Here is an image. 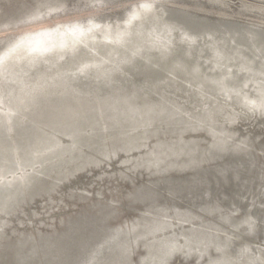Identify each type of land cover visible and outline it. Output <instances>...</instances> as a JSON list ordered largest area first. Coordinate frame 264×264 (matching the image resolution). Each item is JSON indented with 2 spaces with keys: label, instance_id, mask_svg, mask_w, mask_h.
Here are the masks:
<instances>
[{
  "label": "rangeland",
  "instance_id": "obj_1",
  "mask_svg": "<svg viewBox=\"0 0 264 264\" xmlns=\"http://www.w3.org/2000/svg\"><path fill=\"white\" fill-rule=\"evenodd\" d=\"M47 1L0 0V162L10 153L12 164L11 169L0 165V190H6L0 196V228L7 224L9 227L4 231L0 229V236L4 237L11 250L18 249L21 255H26L30 250L27 243L29 233L49 232L46 231L47 225L54 222V217L55 221L65 219L67 225L56 241L48 242L50 239L46 238V244L48 242L49 245L32 261L39 253L36 251L29 262L43 261L50 256L70 264L81 250L99 241L106 231L129 226L142 213L158 216L168 223V227L155 237H177L183 230H196L202 225L228 228L227 224L221 222L222 218L229 219L231 223L243 220L248 215L246 211L239 212L227 208V205L238 194L245 199L256 197L260 191L264 194L263 115L226 104L223 108L229 110L234 106L233 111L237 115L230 122L222 123L209 112L194 113L192 110L187 116L181 110L184 103L177 96L171 95V101L168 98L159 101L151 99L153 96L159 97L157 94H161L160 91L165 92L162 87L156 89L160 86L158 78L144 83L136 79L140 76H134L130 79L134 84H129L128 88L118 80H111L108 87L97 88L88 83L85 85L78 79L80 76L90 77L92 73H101L103 77L114 75L115 72V75H121L124 71L120 66H125L124 69L129 73L128 61L108 65L96 62L85 66H69L67 57L57 55L50 62H39L24 68L13 46L41 39L48 42L62 41L75 34L83 40H101L109 35H120L127 32L134 22L142 20V12L147 13L149 18L162 14L161 26L176 32L181 38L211 34L212 29L209 27L218 25L224 30L237 26L247 34H242L241 38L249 40L253 38L252 33L264 31V0H167L165 4L161 1L151 3L152 7L147 11L136 9L131 17H128L132 9L129 5L137 0H111L103 3L99 2L101 0H50L57 6L50 10H40ZM64 11L68 12L24 23L51 12ZM101 13L111 15L94 17ZM89 17L95 19L81 20ZM67 21L77 22L62 23ZM164 22L167 25L163 26ZM168 23L173 26L169 27ZM18 24L21 25L14 28ZM42 27L46 28L34 31ZM205 30V34L198 33ZM140 51L146 55L145 50ZM154 63L160 66L159 59H155ZM99 65L101 69H94L93 66ZM65 79L71 84L64 82ZM195 80L192 85L197 88L203 86L210 92H216L210 84ZM114 82H119V86H113ZM92 85L96 86L94 83ZM151 87L158 90V93H148ZM146 94L153 96L147 97ZM191 97L194 95L191 94ZM102 107H109L107 115H102L100 119L107 126L103 131L98 122ZM217 117L222 118V114ZM254 119L260 120L255 123ZM171 125L182 130L184 127L201 128L206 125V130L214 135L210 134L212 140L205 143L207 134L198 131L200 134L186 135V138L198 136L199 141L188 140L184 139L183 134L173 135ZM95 128L98 130L95 131ZM139 129L145 130L141 136L149 132L148 136L154 135L155 139L148 141L147 138V142L139 139L140 133L136 135ZM153 129H158L157 133H153ZM89 130H92V134L90 132L86 135ZM114 130L118 135L112 133ZM28 136L33 138L36 148L29 155L38 156L40 161L23 165L18 143ZM102 136L108 137L105 149H101L98 143ZM215 139L226 142L230 140L233 149L227 152H221L220 149L209 151L208 146ZM116 140L118 143H115ZM253 144V150H260V155L254 158L249 156ZM74 147H87L89 153L87 156L82 155L81 151H74ZM193 147L199 149L200 153L187 165L185 161L190 157L180 159L178 155L183 148ZM238 148L243 151L241 155L235 152ZM63 153H66L65 156H77L84 162L78 170L86 165L88 169L74 177L73 172L68 175L67 172L55 174L50 171L46 174L45 185L27 190V184L38 171L47 165L56 164L62 159ZM114 154L117 156L110 159L107 165H93L90 168L97 159L111 158ZM168 161H174V167H170L172 170L165 174L163 171L169 170L166 168ZM173 170L176 171L174 174ZM69 176H72L71 179ZM62 179H65L64 183L55 190ZM14 187L23 192L18 202L26 204L16 209V201L7 210L12 201L10 190ZM153 187L158 189L152 191ZM90 192L93 197L89 202L93 204L99 201L102 206L94 209L91 207L93 205L87 204L83 195ZM38 196L42 198L34 201ZM115 197L120 200V216L116 219L108 207ZM262 197L253 198L247 203L249 212L254 210L264 216ZM72 201L80 204L71 205ZM127 202H133L145 211L136 213V208L127 206ZM2 210H6L5 213ZM169 219L173 222L169 223ZM174 220L185 223L175 224ZM241 241L247 245L246 251L250 255H259L264 260V236H242ZM19 244H22L20 248ZM141 246L136 245L133 250V264H138V258L143 253ZM196 263L194 258L185 259L177 255L168 264Z\"/></svg>",
  "mask_w": 264,
  "mask_h": 264
},
{
  "label": "bare ground",
  "instance_id": "obj_2",
  "mask_svg": "<svg viewBox=\"0 0 264 264\" xmlns=\"http://www.w3.org/2000/svg\"><path fill=\"white\" fill-rule=\"evenodd\" d=\"M110 1L111 0H101L99 2L103 3ZM160 1L163 4L168 2L167 0H148L150 4ZM137 2L142 3L144 0H137L129 5L132 9L128 17H131L136 13V9H138L136 7ZM56 6V3L48 0L40 10H50ZM195 8L198 9V7H193V9ZM66 12L68 11L51 12L24 23L39 21L46 17ZM146 14L147 13L142 12L140 14L143 16L142 20L134 22L127 32L120 35H109L101 40H83L79 35L75 34L62 41L48 42L41 39L31 43L15 44L13 48L17 51L19 59L22 61V67L24 68H30L39 62H50L57 55L67 57L69 66L75 64L85 66L89 63L96 62L108 65L117 61H128L130 62L129 73L126 72L127 69H124L125 66H120L124 71L121 75H115L117 73L115 72L114 75L103 77L101 73L97 75L92 73V76L90 77L85 78L84 76H80L78 79H81L83 84L86 83L85 85L88 83L89 86L97 88L99 86L108 87L110 86L111 80H118L121 84L125 83L126 88H128L130 87L129 84H134L130 80L133 79L132 77L134 76H140L135 78L144 83L150 79L155 81V78H158L160 80V86H157L156 89L162 87L165 92L163 93L160 91L161 94H157L160 96L156 98L149 94H146V96H153L151 99H155L156 101H159L162 98H168L167 100L171 101V95L177 96V98L183 101L184 106H181V110L187 116L190 115L192 110H194V113L209 112L214 119H217L222 123L230 122L233 118H237V115L235 111H233L234 106H231V109L229 110L224 109L223 107H225L226 104H233L240 109H246L245 111L250 110L253 113L264 116V31L254 32L252 33L253 38L246 40L241 38L242 34L247 35L245 30L242 31L237 26L224 30L223 27L214 25L213 27H209L212 29L210 31L211 34L203 36L195 34L188 37L189 39H186L183 37L181 38L176 32L168 31L161 26L162 14L155 18H149ZM101 15L111 14L101 13L94 17L98 18V16ZM94 17L81 20H93L95 19ZM68 22L77 21H67L62 23L65 24ZM164 23L163 26L167 25L166 22ZM21 24L16 25L14 28ZM168 26L171 27L173 24L168 23ZM43 28L46 27L38 28L34 31ZM178 32L183 34L181 31ZM198 33L205 34L207 31H200ZM141 49L145 50L146 55L140 51ZM186 54H188V56ZM155 59H159L160 66L157 64L155 65ZM93 67L94 69L102 68L101 65ZM164 70H166V72H172L166 74ZM107 72H109V70ZM185 75H191V77L187 78ZM185 77L187 79H185ZM195 78L210 84L216 92H210L209 89L203 86L197 88L192 85V83L196 81ZM64 82H68V85L71 84L66 79ZM93 83L96 84V86H93ZM118 84L119 82H114L113 86L117 87L119 86ZM152 87L150 90H147L149 91L148 93H158V90H153ZM191 94H193L194 97H191ZM141 97L144 99L143 96ZM183 99H185L186 102H184ZM196 103L199 105L196 106ZM108 108L109 107H102L100 117L98 118L101 131L105 130L107 127L104 120L100 121V119L102 115H107V112H109ZM219 114H222V118L217 117ZM258 120L260 119H254L255 123H257ZM174 127V125H171L170 127V130L174 133L173 135L183 134V137H185L184 139L188 140L199 141L200 138L198 136L186 138V135L195 136L200 134L198 131L207 134V140L205 143H209L212 140L213 136L210 134L214 135L206 130V125L201 128H195L193 126L184 127L183 130L180 129V127ZM97 130L98 128H95V131ZM91 131H86V135H89ZM152 131L153 133H157L158 129H153ZM112 133L114 135L117 134L115 130L112 131ZM138 133H140L139 139H145V142H147V138L148 141L155 139L154 135L148 136L149 132H147L145 136H141L144 135L142 133H145V130L143 129H139L136 135ZM90 134H92V132ZM106 138L108 140V137ZM106 138L105 136H102L103 141L101 142V139L100 142H98L101 149L106 148ZM115 143H118L117 140ZM148 145H150V143H148ZM254 145L255 144L251 147L252 151L249 152V156L252 158L260 155V150H253ZM34 149L36 148L32 137L28 136L18 143V151L23 158V165H32L35 162L40 161L38 156L29 155L30 151ZM217 149H220L221 152H227L228 150H232L233 147L230 144V140L226 142L215 139L209 144L208 150L216 152L218 151ZM73 150L81 151L82 155L85 156L89 153L87 147H74ZM135 150H137V148L132 151ZM198 150L199 149L196 147L191 149L183 148L178 157L181 159L189 156L190 158L185 161L188 165L192 162L193 157L200 153ZM235 152L241 155L243 151H240L238 148ZM65 155L66 153H63L62 159L56 164H50L40 169L34 179L27 184L26 189L31 191L38 185H45L46 174L50 171H53L55 174L67 172L68 175L70 172H73L72 174L74 177L80 171L88 169V165H86L83 169L78 170L82 167L84 162L72 154H69L68 156ZM115 156L117 155L114 154L111 158L106 157L103 159H97L96 163L91 164V167H89L93 168V165L94 167L105 166L110 159ZM170 157H172L171 154ZM173 164L174 161L166 162V168L169 170L163 171V173L165 172V174H167V172H170L172 170L170 167H174ZM0 165L5 169L12 168L10 153H7L2 158ZM172 172L174 174L176 171L173 170ZM69 177L71 179L72 176ZM64 180L65 179H62L57 183L58 185L56 184L57 186H55V190L64 183ZM157 189V187L151 188L152 191H156ZM5 191L0 190V196L4 194ZM259 191H257V193ZM262 192L263 191H260L256 197L250 196L248 199H245L238 194L233 200L229 201L227 205L228 207L226 206L227 208L236 209L239 212L243 210L248 213L243 220L231 223L229 219L221 217V222L227 224L226 227L228 228H222L219 225H202L197 227L196 230L198 232L196 230H183L178 234L179 236H177L180 237V241H178L177 237H155L156 234L162 233L168 227V223L155 215H150L148 213L139 214L137 219L131 225L106 231L99 241L81 250L79 255L70 264H133L131 262V256L136 245H142L141 247L143 250V253L138 258V264H168L169 261L177 255H180L185 259L194 258L197 260L196 264H264L263 258L259 255H250L246 251L247 245L241 241L242 236H258V238L264 236V216L259 215L254 210L251 211V214V212H249L250 210H248L249 208H247L248 206H246L253 198L257 199L264 196ZM10 194L12 196V201L11 205L7 207V210L11 209V206L16 201V209H19L26 204L25 202L21 204L22 201L20 203L18 202V199L22 197L23 192L17 187L12 188ZM98 194L100 195V192ZM92 197L93 194L91 192L87 193L86 196L83 195L85 201H88L87 204L93 205L91 206L92 208L95 209L98 206L103 205L99 201H95L96 203L93 204L92 202H89L92 201ZM41 198L42 197L39 196L35 197L34 201L35 199ZM111 201L112 203H109L108 207L114 212V217L116 219L120 216V209L118 206L120 200L115 197L114 200ZM68 204L69 203L64 206H67ZM75 204L76 202L73 203L72 201L71 205ZM79 204L77 203L76 205ZM127 206H131V208L135 207L137 211L136 213L145 211L143 209L140 210V208H138L139 205L134 204L133 202H127ZM209 210L210 208L207 211ZM54 218H52V221L54 222H49V225H47L48 228L46 231L49 232L37 231L29 233V242L25 241L30 245V250L26 255H21L18 249L11 250V247L6 244L4 237L0 236V264H69L65 260L54 259L50 256L46 257L43 261L29 262V258L34 255L36 251L39 253L35 255L32 261H34V259L45 250L44 248L48 242L56 241L67 225L65 219L63 220L60 218L62 219L60 220L62 222H60L58 220H53ZM63 222L64 226H62ZM172 222L173 221L169 219V223ZM174 222L177 224L178 221L174 220ZM183 223L185 222H178L179 225H183ZM187 225L191 226L193 224ZM7 227L8 224L0 229H3L4 231ZM241 228H243V231H241ZM203 233L205 235H203ZM225 236L227 238H225ZM46 238L50 239L47 244ZM223 238L225 239L223 240ZM27 243L25 246H27ZM21 245L22 244H19L18 248H20Z\"/></svg>",
  "mask_w": 264,
  "mask_h": 264
},
{
  "label": "snow or ice",
  "instance_id": "obj_3",
  "mask_svg": "<svg viewBox=\"0 0 264 264\" xmlns=\"http://www.w3.org/2000/svg\"><path fill=\"white\" fill-rule=\"evenodd\" d=\"M129 7H131V6H129ZM136 7L140 10L147 11L152 7V5L148 2V0H144V2H142V3L137 2Z\"/></svg>",
  "mask_w": 264,
  "mask_h": 264
},
{
  "label": "water",
  "instance_id": "obj_4",
  "mask_svg": "<svg viewBox=\"0 0 264 264\" xmlns=\"http://www.w3.org/2000/svg\"><path fill=\"white\" fill-rule=\"evenodd\" d=\"M4 211H6V210H2V213H5Z\"/></svg>",
  "mask_w": 264,
  "mask_h": 264
}]
</instances>
